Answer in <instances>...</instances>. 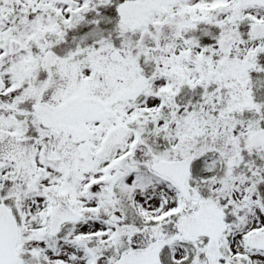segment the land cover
Here are the masks:
<instances>
[{
    "label": "snow or ice",
    "instance_id": "1",
    "mask_svg": "<svg viewBox=\"0 0 264 264\" xmlns=\"http://www.w3.org/2000/svg\"><path fill=\"white\" fill-rule=\"evenodd\" d=\"M0 264H264V0H0Z\"/></svg>",
    "mask_w": 264,
    "mask_h": 264
}]
</instances>
